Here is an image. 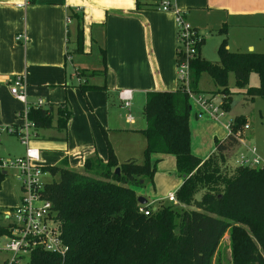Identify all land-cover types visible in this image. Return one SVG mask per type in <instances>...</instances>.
<instances>
[{"label":"trees","instance_id":"trees-1","mask_svg":"<svg viewBox=\"0 0 264 264\" xmlns=\"http://www.w3.org/2000/svg\"><path fill=\"white\" fill-rule=\"evenodd\" d=\"M163 3L136 0V7L158 10ZM203 40L202 33L197 54L190 60L188 85L179 84L172 92L146 94V127L141 130L146 139L144 162L128 159L119 163L109 147L107 161L95 155L85 160L81 172L69 169L66 161L43 167L51 181L45 183L41 195L52 203V214L68 251L61 257L36 249L27 264H212L226 234L232 264H264V170L227 166L240 148L232 134L215 139L213 153L206 160L200 159L192 152L189 125L191 96H203L198 86L202 74H207L216 87L212 98L218 94L225 102L230 98L228 78L233 73L238 90L251 100L256 96L264 99V54L230 52L224 42L218 50L220 60L214 63L200 55ZM77 45L80 51L81 29ZM102 65L103 71H94L92 77L106 75L104 49ZM78 73L87 79L88 71ZM251 74L259 78L256 87L250 86ZM80 89L84 94L108 90L105 85L87 83ZM72 114L66 101L32 107L28 119L36 137L39 130L65 132ZM245 123L246 119L236 118L231 123L233 132ZM151 155L174 157L182 179L176 195L179 205L138 203L135 188L143 187V179L153 182L156 173V164H150ZM4 178L0 170V187ZM141 209L150 210V215L145 216ZM7 229L0 225V235L7 234Z\"/></svg>","mask_w":264,"mask_h":264},{"label":"crops","instance_id":"crops-1","mask_svg":"<svg viewBox=\"0 0 264 264\" xmlns=\"http://www.w3.org/2000/svg\"><path fill=\"white\" fill-rule=\"evenodd\" d=\"M25 1L0 0V128L23 124L16 117L25 106L10 94L16 77L24 79L30 105L38 100L46 104L67 101L73 113L67 130H39L30 143L39 150L43 167L66 161L69 169L81 172L85 160L95 155L107 161L109 147L119 163L136 159L135 142L140 146L143 139L146 147L141 132L146 121L144 125L134 119L131 107L135 101L144 102L148 92H172L179 85L177 13L197 29L217 14L219 24L227 26L224 33L229 28H235L233 35L239 34L237 29L243 32L235 50L264 54V0H164L169 10H139L136 0H34L19 7ZM80 29L83 45L78 51ZM19 35L21 40H17ZM103 49L106 75L80 77L82 68L75 67L74 54L85 58L95 54L96 62L83 69L100 73ZM85 83L105 85L108 90L84 94L80 85ZM122 90L132 91L129 109L123 108L119 99ZM195 107L197 118L200 108ZM213 151L214 145L212 152L200 159L206 160ZM4 176L1 216L14 210L21 199L7 174Z\"/></svg>","mask_w":264,"mask_h":264},{"label":"rangeland","instance_id":"rangeland-1","mask_svg":"<svg viewBox=\"0 0 264 264\" xmlns=\"http://www.w3.org/2000/svg\"><path fill=\"white\" fill-rule=\"evenodd\" d=\"M213 19L206 24H199L200 33L204 35V40L200 44V55L203 59L210 62H218L220 60L219 48L225 42L226 49L229 48L230 52H238L235 50V43L240 37L241 29H237L239 32L237 35H233L235 28H229V32L220 33L221 29H226L225 23L219 24V19L217 14H213ZM96 49V47H94ZM232 48V49H231ZM250 50V49H248ZM253 52V51H251ZM74 65L76 68H82L80 70H86L83 68H88V63L96 62L94 59L95 54L90 55L85 58V55L74 54ZM73 66V64H72ZM71 67V66H70ZM73 71V68H70ZM88 77H92L94 71L87 70ZM93 78V77H92ZM97 78H95L96 80ZM85 82V80H83ZM92 82V81H90ZM180 84V83H179ZM259 84V78L256 74H251L250 76V86L256 87ZM199 89L203 92V96L212 102L214 107H218L220 114L222 116L218 120H213L208 116L203 118H196V103L195 99L199 96L193 94L191 96V106L193 110L190 115L189 125L191 131L192 139V152L195 153L199 158H205L212 152L214 139L215 138H225L228 135V125L233 123L236 118L246 119L250 129L243 135L245 141V147L242 148V152H246V147H254L259 155H264V99L259 96L254 97L253 100L246 96L244 92L238 90L235 86V77L233 73H230L228 78V86L231 91L230 98L226 100L228 107L225 106L226 102L223 96L218 94L212 98V93L216 91V87L212 80L207 74H202L198 83ZM122 104V103H121ZM145 106V101H135L134 106L131 107V115L134 119L144 121L143 110ZM123 107V105H122ZM124 108V107H123ZM128 110H126L127 112ZM125 112V113H126ZM128 114V112H127ZM20 122L23 119L16 117ZM7 128V127H3ZM134 140V139H133ZM135 142V141H134ZM31 143V142H30ZM137 149V161L139 163L144 162V152L145 146L142 144L138 146V142H135V150ZM26 147L20 139L7 132H2L0 134V158L5 161L17 160L25 156ZM236 154V153H235ZM235 154L228 160V167L230 169H235L234 157ZM150 164H156V173L153 182L147 179H143V187L135 188L137 196L142 197L146 195L149 201L148 205L156 206L160 203L171 205L168 203L167 198L170 194L177 195L179 190L181 180L177 173L175 160L172 156L161 157L159 155H151ZM16 171L9 170L6 176L7 179L11 180L12 183L17 188L18 192L21 193L20 184L16 180ZM46 182L51 181V177H45ZM199 197V196H198ZM197 197V198H198ZM176 205H179L178 203ZM1 213V212H0ZM12 223V218H7L0 215V225L8 226ZM255 243L260 247L257 241ZM10 258V254L0 251V264ZM232 264L231 251H230V240L229 234H226L220 243L219 250L213 259L212 264Z\"/></svg>","mask_w":264,"mask_h":264},{"label":"built area","instance_id":"built-area-1","mask_svg":"<svg viewBox=\"0 0 264 264\" xmlns=\"http://www.w3.org/2000/svg\"><path fill=\"white\" fill-rule=\"evenodd\" d=\"M30 4L26 0L19 7H26ZM160 9L169 10V3L164 2ZM68 19V23H69ZM177 71L180 84L188 85L190 60L197 54V47L201 41V33L192 27L181 13H177ZM19 35L17 40H21ZM10 94L20 103L24 104V111L18 113V117L23 119V124L18 128L10 126L0 128V134L7 132L17 136L26 147L25 156L17 160L5 161L0 158V170L8 174L9 170L16 171V179L20 184L22 195L19 205L14 209L4 213L7 218H12V223L8 225L7 234L0 235V251L10 254L7 264H27L31 253L39 249L47 253L64 257L68 248L64 246L58 222L53 217L52 203L45 200L41 192L46 183L45 173L40 163V152L30 146V142L35 137L33 133L34 126L29 121L28 115L32 107H45L47 104L38 100L30 105L27 102L26 85L22 77H16L13 84L10 85ZM119 99L124 108L129 109L132 101V91L122 90L119 93ZM196 105L200 111L197 118H203L208 115L213 120H218L220 114L218 107H214L212 102L204 96L195 99ZM131 119V117H129ZM250 126L247 121L244 126L236 133L233 132V126L228 125V134L234 135L240 143V148L234 157L235 168L261 169L264 170V155H259L254 147H246V152H242L245 147L244 136ZM168 203L177 204V197L170 194L167 198ZM145 216L150 215V210L141 209Z\"/></svg>","mask_w":264,"mask_h":264},{"label":"water","instance_id":"water-1","mask_svg":"<svg viewBox=\"0 0 264 264\" xmlns=\"http://www.w3.org/2000/svg\"><path fill=\"white\" fill-rule=\"evenodd\" d=\"M119 172H120V170H119V168H117L116 173L119 174ZM3 174L6 175V172H3ZM142 183H143V181H142ZM138 203L142 206H146V205H148V200L142 196V197L138 198Z\"/></svg>","mask_w":264,"mask_h":264}]
</instances>
